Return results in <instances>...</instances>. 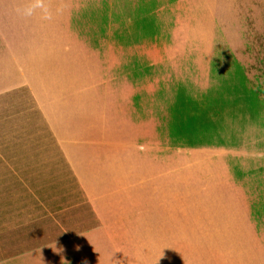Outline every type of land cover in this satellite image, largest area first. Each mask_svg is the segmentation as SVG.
Returning <instances> with one entry per match:
<instances>
[{"label": "rangeland", "instance_id": "obj_1", "mask_svg": "<svg viewBox=\"0 0 264 264\" xmlns=\"http://www.w3.org/2000/svg\"><path fill=\"white\" fill-rule=\"evenodd\" d=\"M189 2L194 11L190 29H108L105 13L93 23L71 19L78 21L66 24L78 26L73 28H12L58 24L26 19L15 24L19 6L0 0V256L83 225L66 223L65 231L35 220L45 206L77 193L59 188L71 180L56 134L70 139L74 134L130 132L138 125L129 113L131 105L107 101L116 58L106 51L105 39L172 38L177 45L157 47L165 63L181 56L195 59V119L177 118L164 126V133L187 136L189 141L182 138L174 144L176 152L164 154L161 204L146 207L147 228H154L155 218L186 213L188 199L201 198L206 187L232 171L242 151L264 148V109H251L252 91L264 98L258 69L262 63L256 61L264 57V0H253L252 5L247 0ZM73 11L80 10L74 6ZM48 16L36 18L46 22ZM184 41L191 44H180ZM206 102L208 109L202 110ZM125 216L137 217L132 212ZM32 231L33 237L26 236ZM117 240L137 245L138 239Z\"/></svg>", "mask_w": 264, "mask_h": 264}, {"label": "crops", "instance_id": "obj_2", "mask_svg": "<svg viewBox=\"0 0 264 264\" xmlns=\"http://www.w3.org/2000/svg\"><path fill=\"white\" fill-rule=\"evenodd\" d=\"M247 1L252 5L253 0ZM10 4L20 9L14 12L19 19L15 24L24 19L58 24L12 28H73L78 26L66 24L78 21L71 19L93 23L102 13L108 29H190L194 20L189 0H10ZM34 4L48 8L26 7ZM74 6L80 11L74 12ZM36 15L50 16L45 22ZM104 42L106 51L116 58L107 101L131 105L129 113L138 125L130 132L74 134L70 139L56 134L71 180L59 188L77 193L45 206L35 220L49 221L63 230L66 223L83 225L2 255L0 264H264V148L242 151L232 171L206 187L201 198L188 199L186 213L155 218L154 228H147L146 207L161 204L164 154L176 152L174 144L184 137L164 133V126L173 125L177 118L192 121L196 116L195 59L181 56L165 63L157 47L177 45L172 38H108ZM256 61L262 63L258 69L264 84V57ZM207 104L201 109H208ZM251 109H264V98L260 100L256 91L251 92ZM127 212L137 217H126ZM34 232L26 236L33 237ZM131 237L138 239L137 245L117 240Z\"/></svg>", "mask_w": 264, "mask_h": 264}]
</instances>
